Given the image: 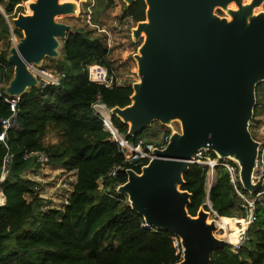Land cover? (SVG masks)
Here are the masks:
<instances>
[{
	"label": "water",
	"instance_id": "1",
	"mask_svg": "<svg viewBox=\"0 0 264 264\" xmlns=\"http://www.w3.org/2000/svg\"><path fill=\"white\" fill-rule=\"evenodd\" d=\"M132 5L136 0H125ZM146 19L138 22L135 38L145 35L136 55L140 81L133 85L132 103L111 108L137 136L154 122H181L167 146L140 173L127 169V181L117 187L148 227L180 237L184 247L180 264H211L214 251L226 246L215 232L211 211L201 207L196 216L188 211L192 193L182 190L184 174L201 149L231 158L240 166L248 191L264 184V175L253 181L259 141L250 131L257 85L264 81V13L253 15L264 0H145ZM235 2L232 19L216 8ZM32 13L13 19L23 36L11 48L8 62L14 76L5 88L21 97L38 86L31 71L47 57L58 58L61 40L73 25L58 16L75 14L77 4L61 0H32ZM212 187V186H211ZM208 195L210 193V189Z\"/></svg>",
	"mask_w": 264,
	"mask_h": 264
},
{
	"label": "trees",
	"instance_id": "2",
	"mask_svg": "<svg viewBox=\"0 0 264 264\" xmlns=\"http://www.w3.org/2000/svg\"><path fill=\"white\" fill-rule=\"evenodd\" d=\"M17 1L6 3L7 14L15 11ZM147 7L145 0H136L126 6L127 16L134 22L144 21ZM1 27L0 33L8 35L9 26L3 17ZM15 32L22 36L19 30ZM61 43V57L69 62L66 77L60 86L28 89L19 101V127L8 133L9 149L0 142V178L4 157L12 156L8 175L0 182L6 197L5 205L0 206V264H174L180 261L174 234L146 226L144 217L132 208L127 195L117 191L127 181L126 170L133 166L125 163L110 132L92 108L98 96L110 108L129 106L133 85L106 87L88 80L87 65L109 66V49L102 40L73 28ZM8 55L9 50L0 54L4 64L0 66V80L7 83L14 74ZM1 81L0 119L11 113ZM256 97L253 119L264 114V81L257 85ZM113 122L129 139L139 137L129 135V124L117 115H113ZM169 133L167 129L166 134ZM40 154L46 155L51 164L75 172L72 191L60 208L43 209L45 200L35 190V181L24 177L26 171L41 167ZM210 154L216 157L215 152ZM118 167L121 169L115 176H108ZM208 170L207 166L191 164L184 174L181 189L192 193L188 205L192 216L201 207L210 211L206 204ZM239 187L247 192L242 184ZM209 199L212 208L227 221L229 233L238 237V223L244 208L224 167H216ZM248 234L250 241L240 250L235 251L226 244L214 251L211 264H264V206L258 209L257 220Z\"/></svg>",
	"mask_w": 264,
	"mask_h": 264
},
{
	"label": "rangeland",
	"instance_id": "3",
	"mask_svg": "<svg viewBox=\"0 0 264 264\" xmlns=\"http://www.w3.org/2000/svg\"><path fill=\"white\" fill-rule=\"evenodd\" d=\"M9 0H0V31L2 17L11 28L14 29L17 41L23 36L21 30L16 29L13 24V19L17 18L20 13H32L29 8V3L32 0H18L15 4V11L12 14H7L6 3ZM72 1L77 4V11L75 14L58 16V20L73 25L75 29L82 30L93 39H100L107 45L109 49L108 61L110 72L115 75L118 84H132L140 81L138 73V60L136 55L139 54V49L144 42L145 35L141 38H135L134 30L138 27V22L132 21L126 13L127 2L125 0H112V4H108L109 0H61ZM252 0H243V4H250ZM238 9L235 2H232L225 8H216L215 13L228 20L232 19L229 11ZM264 13V1L260 6L253 10V15ZM11 27V28H10ZM22 33V36L18 32ZM2 33V32H1ZM0 33V53L3 54L13 46L11 33L4 35ZM61 49V48H60ZM59 49V51H60ZM43 67L49 68L50 71L61 70L66 72L69 69V62L64 58H50L47 57L43 60ZM14 76V74H13ZM1 81V80H0ZM3 86L9 84L4 80L1 81ZM170 132L181 131V122L172 121L169 124H162L154 122L147 130L139 133V136L145 137L147 140L159 143L160 139L166 134V130ZM250 131L255 137L263 136L264 134V114H260L252 119L250 124ZM210 152V151H209ZM208 152V154H210ZM60 166L53 165L50 162L39 169H30L24 173V177L30 178L35 181V190L44 198L45 207L47 208H60L65 202L72 185L76 181L74 171H67L59 169ZM216 179V170L209 172L207 182L210 178ZM209 178V179H208ZM207 184V183H206ZM209 186L207 185V192ZM208 200V198H207ZM206 200V201H207ZM1 201V200H0ZM220 219L213 213L209 217V223L212 220ZM218 234V232H216ZM222 236V234H219ZM219 237V236H218Z\"/></svg>",
	"mask_w": 264,
	"mask_h": 264
},
{
	"label": "built area",
	"instance_id": "4",
	"mask_svg": "<svg viewBox=\"0 0 264 264\" xmlns=\"http://www.w3.org/2000/svg\"><path fill=\"white\" fill-rule=\"evenodd\" d=\"M11 28V27H10ZM11 39L13 41V45L18 42L14 33V29L11 28ZM20 39V38H19ZM1 54V53H0ZM4 64L0 60V66ZM31 71L38 78V87L46 88L50 86H60L62 80L66 77V72L61 70H55L54 72L50 71L49 68H45L43 66L33 65L31 67ZM85 72L87 74L88 80L91 82H96L105 85L106 87H112L115 84H118L116 77L114 74L110 72V69L101 63H91L86 66ZM3 86V84L1 83ZM5 101L10 105L11 113L9 116L1 118L0 122L2 125V130L0 132V142L3 144L5 149H9V137L8 133L11 129H17L19 127L18 115H19V96H9L6 94ZM93 111L96 115H98L103 122L104 128L110 132L111 140L114 141L120 153L124 156V161L127 164L135 168H142L149 164V162L156 156L155 149L160 148L163 149L167 146L171 132L169 134H165L159 141V143H155L153 141L147 140L145 137L139 136L135 140H131L128 138V135L119 131L117 126L113 122V114L111 112V108L108 107L104 102L101 101L100 97L93 103L92 105ZM253 135V134H252ZM253 137L259 141L258 153L255 162V167L253 171V181L256 182L261 176L264 175V134L263 136H259L258 138L253 135ZM210 150L201 149L194 154L191 159V164H201L207 166L209 168L207 172V176L209 172H213L216 170L217 166L224 167L230 177L231 184L233 185L237 195L240 198L242 203V207L244 208V214L240 219L244 220L245 224H239V239L237 243H232L228 238L229 230L228 228H223L219 225V220L216 219V225L218 234L220 238H225L228 245L232 247L233 250H240L245 244L250 241V236L248 234L249 228L256 222L257 220V211L259 208L264 206V184L254 191L244 192L240 189L239 185L241 183L240 178V166L238 162L229 157L221 158L218 154L216 157H213L211 154H208ZM210 153V152H209ZM42 166H45L49 163V159L46 155L40 154L38 157ZM12 162V156L7 154L3 160L2 166V176L0 178V182H2L9 172V166ZM132 167V168H133ZM121 169V167L113 168L108 176H115L117 171ZM129 169V168H128ZM134 169V168H133ZM135 170V169H134ZM127 171V170H126ZM141 172V171H140ZM138 172V173H140ZM209 179V178H208ZM100 186H103V179L100 180ZM208 200L206 204L209 206L211 213L215 214L220 220V217L217 212L212 208L209 195L207 194ZM0 206L5 205L6 197L4 195L3 190L0 187ZM146 225V224H145ZM147 226V225H146ZM219 234H222L220 236ZM174 245L181 256H183L184 247L182 245V241L180 237L177 235L173 236ZM181 261V260H180ZM180 261L174 264H180Z\"/></svg>",
	"mask_w": 264,
	"mask_h": 264
},
{
	"label": "bare ground",
	"instance_id": "5",
	"mask_svg": "<svg viewBox=\"0 0 264 264\" xmlns=\"http://www.w3.org/2000/svg\"><path fill=\"white\" fill-rule=\"evenodd\" d=\"M259 6H260V5H259ZM257 7H258V6H257ZM254 8H256V7H254ZM208 222H209V218H208ZM239 224H242V225L245 224V223H244V220L241 219V220L239 221L238 225H239ZM219 225H220L221 227L225 228V229L228 228V230H229V226H228L227 221H226L225 219L221 218V220L219 221ZM239 227H240V226H239ZM228 238H229V240H231L232 243L235 244V243L238 242L239 236L236 237L235 235L229 233V234H228Z\"/></svg>",
	"mask_w": 264,
	"mask_h": 264
},
{
	"label": "crops",
	"instance_id": "6",
	"mask_svg": "<svg viewBox=\"0 0 264 264\" xmlns=\"http://www.w3.org/2000/svg\"><path fill=\"white\" fill-rule=\"evenodd\" d=\"M59 169H61V168H59ZM209 181L210 182H207V185L209 186V188L213 185V183H214V181H215V178L213 177V178H210L209 179ZM70 191H72V190H70Z\"/></svg>",
	"mask_w": 264,
	"mask_h": 264
}]
</instances>
